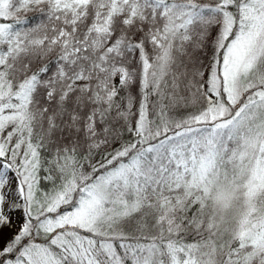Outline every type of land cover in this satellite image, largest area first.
Wrapping results in <instances>:
<instances>
[{
  "label": "snow or ice",
  "instance_id": "snow-or-ice-1",
  "mask_svg": "<svg viewBox=\"0 0 264 264\" xmlns=\"http://www.w3.org/2000/svg\"><path fill=\"white\" fill-rule=\"evenodd\" d=\"M0 264H264V0H0Z\"/></svg>",
  "mask_w": 264,
  "mask_h": 264
}]
</instances>
